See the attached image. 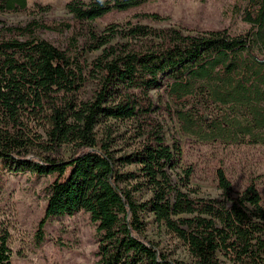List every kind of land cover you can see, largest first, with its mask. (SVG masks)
I'll return each mask as SVG.
<instances>
[{
	"label": "trees",
	"instance_id": "16d2710c",
	"mask_svg": "<svg viewBox=\"0 0 264 264\" xmlns=\"http://www.w3.org/2000/svg\"><path fill=\"white\" fill-rule=\"evenodd\" d=\"M149 1L71 0L65 18L47 19L50 5L0 0V16L39 14L0 25V172L50 177L45 218L88 214L99 264H184L145 237L146 215L193 264H264L256 187L233 196L221 169L219 198L190 188L191 170L175 180L181 142L168 144L160 121H174L189 145H264V0H243L236 13L247 30L237 35L141 22L158 23L157 14L95 24ZM109 122H126L136 148L117 155ZM142 192L150 198L138 200ZM9 236L0 227V264H11Z\"/></svg>",
	"mask_w": 264,
	"mask_h": 264
},
{
	"label": "rangeland",
	"instance_id": "374dc122",
	"mask_svg": "<svg viewBox=\"0 0 264 264\" xmlns=\"http://www.w3.org/2000/svg\"><path fill=\"white\" fill-rule=\"evenodd\" d=\"M29 5H50L53 10L44 14L47 19L66 17L65 3L71 0H28ZM88 2L89 0H82ZM243 0H150L139 10L130 13L112 11L95 21L98 29L108 24H124L142 14H157L158 23L141 21L155 28L172 27L184 34L202 33L208 30L227 29L237 35L247 30L236 13L243 8ZM32 11L24 14L0 16V25H15L38 18ZM46 40L55 41L51 34H41ZM90 57V56H89ZM167 143L181 142L180 169L174 179L184 170H191L190 188L199 190L201 197L219 198L221 191L216 183V170L221 169L232 186V195L241 193L254 185L264 207V145L239 147H208L189 145L180 134L174 121L160 117ZM112 124L117 155L130 153L136 148L132 131L126 122ZM119 153V154H118ZM125 167L124 170L134 169ZM51 178L31 173L5 174L0 172V227L9 233L11 264H99L98 244L100 234L97 225L88 214L45 218L46 191ZM138 200L150 198L147 192ZM42 235L36 238L40 223ZM145 237L158 246L161 253L184 264H193L186 248L163 227L155 225L151 216H145Z\"/></svg>",
	"mask_w": 264,
	"mask_h": 264
}]
</instances>
